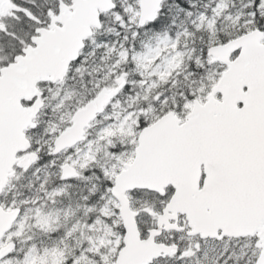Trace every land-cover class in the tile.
Wrapping results in <instances>:
<instances>
[{
	"label": "snow or ice",
	"instance_id": "snow-or-ice-1",
	"mask_svg": "<svg viewBox=\"0 0 264 264\" xmlns=\"http://www.w3.org/2000/svg\"><path fill=\"white\" fill-rule=\"evenodd\" d=\"M0 264H264V0H0Z\"/></svg>",
	"mask_w": 264,
	"mask_h": 264
}]
</instances>
